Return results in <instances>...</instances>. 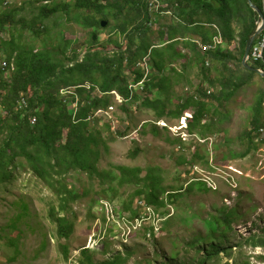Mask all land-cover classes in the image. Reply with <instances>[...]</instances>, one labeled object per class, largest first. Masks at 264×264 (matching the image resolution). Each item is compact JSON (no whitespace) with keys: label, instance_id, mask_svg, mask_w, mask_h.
<instances>
[{"label":"trees","instance_id":"obj_1","mask_svg":"<svg viewBox=\"0 0 264 264\" xmlns=\"http://www.w3.org/2000/svg\"><path fill=\"white\" fill-rule=\"evenodd\" d=\"M188 1H193L197 8L186 12L191 17L188 23H200V20L193 17L203 12L207 22L217 25L218 30L214 35L220 36L221 44L215 45L212 41L214 37L210 40L203 38V43L209 44L206 49L201 50L198 44H193L194 60L186 63L199 66L202 81H208L214 89L206 90L203 82L197 88L199 95H190L174 110H167L166 106L165 100H169L171 87L169 81L173 77L165 70L168 67L171 69L181 55L175 42L163 45L167 40L175 38L171 33L174 26L170 25L168 31L159 26L156 35L153 27L161 20L162 14L151 12L148 0H25L20 5H9L8 1L1 4L0 184H7L14 179L18 168L30 169L57 198L58 204H50L48 208V216L55 225L54 234L57 238H70L75 229V223L69 216L73 211L72 204L87 194V190L78 191L72 187L69 176L73 172L86 173L92 179H99L105 195L111 192L116 195L119 186L135 185L137 189L133 196L143 198L148 206L156 210L166 207L167 202H171L176 194L190 187L191 182L186 187L182 185L178 189H168L163 185V176L158 167L145 169L141 166L113 165L109 169L100 168L99 163L109 148V142L119 136H127L130 130L129 126V130L113 133L110 124L102 128L98 125V118L94 114L98 109L107 108L111 104L112 91H117L123 98L120 106L128 113V104L141 98L137 84L143 82L141 87L146 93L144 106L155 110L158 119L168 115L180 118L186 113L189 115L187 130L193 135L211 127V123L206 124L205 117L212 102L222 106L255 76L264 79L242 63L247 39L259 20L258 12L249 1L218 0L219 7L213 0ZM252 1L264 10V0ZM72 12L81 23L95 29L103 28V20L108 23L105 28L111 26L112 19L113 29L123 37L122 40L119 41V36L116 39L109 38L108 44L112 43L113 49L105 52L106 44L97 45L99 42L91 36L90 46L82 57L74 48L70 55L64 54L70 46L69 40L60 41L58 52H55L56 48L37 49L36 45L23 40L26 33L32 34L34 38H41L42 35L50 37L48 20L60 13L70 16ZM176 14L182 18L179 9ZM179 25L181 23L175 27ZM233 45L238 46L237 55L230 49ZM208 60L211 64L207 65ZM4 62H7V66H4ZM210 65L215 66L217 74L214 76ZM252 65L264 69V63ZM146 68L149 69L148 73ZM66 88L71 89L69 95L62 92ZM22 99L26 100L23 105ZM252 109L250 128L244 133L248 140V148L243 153L245 156L252 148H258L256 138L264 143L261 133V128L264 129V96L256 100ZM33 119L35 123H32ZM139 152L137 148L131 150L130 155L136 157ZM199 183L205 187L204 182ZM165 194L168 196L164 197ZM16 204L19 205L18 211L7 226L9 231L20 234L24 231L23 227H32L33 213L26 200H19ZM125 209L131 211L133 217L140 216L138 211L132 209V202ZM223 224L231 228V214L219 215L209 221L214 235V231L219 230ZM3 229L0 236H3L4 231V234L8 233L7 227ZM19 242L18 237L7 243L14 247L13 255L6 259L9 263L19 258ZM245 242L252 247H264V231L252 233L246 237ZM193 244L197 247V243ZM211 244L205 248L207 251L204 256L190 264H253L249 260L237 259L233 262H217L222 258V250H225L227 256L233 255V251L222 247L220 242ZM45 247L46 241H43L42 249ZM60 250L68 259V244H60ZM197 252L200 253V250ZM82 254L81 264H127V259L121 253L100 262L93 259L88 248L83 249Z\"/></svg>","mask_w":264,"mask_h":264},{"label":"rangeland","instance_id":"obj_2","mask_svg":"<svg viewBox=\"0 0 264 264\" xmlns=\"http://www.w3.org/2000/svg\"><path fill=\"white\" fill-rule=\"evenodd\" d=\"M5 1L9 5H20L25 0H0V8ZM161 16L163 23L165 16ZM160 21L153 27L156 35ZM48 23L50 37L42 35L41 38H34L26 33L23 40L41 50L56 48L55 52L59 51L57 45L61 40H69L70 46L64 54L70 55L74 48L82 57L90 46L91 36H95V41L99 42L97 45L106 44L105 52L113 49L108 39L119 36L113 29L112 19L111 26L105 28L107 23L103 28L95 29L77 20L74 12L70 16L57 14ZM119 38L121 41L123 37ZM230 49L234 55L238 54V46L233 45ZM217 65L220 67V63L217 62ZM210 67L212 75L217 74L215 66ZM148 70L146 68V73ZM202 80V75L196 72L190 73L189 77L171 78L169 100H165L167 110H174L182 100L197 94V88L203 85ZM137 85L141 98L128 104V113L112 91L111 104L102 108L104 111L101 113L97 114L98 109L94 114L101 128L110 124L113 133L130 129L127 136H119L109 142V148L99 163L100 168L109 169L113 165L141 166L145 169L158 167L163 185L168 189L186 187L191 182L190 187L176 194L166 207L156 210L148 206L143 198L133 196L137 189L135 185L119 186L116 195L113 192L105 195L99 179L73 172L69 176L72 187L78 191L87 190V194L72 204L73 211L69 216L75 223L74 232L69 239H59L48 216L49 205H57V198L30 169L18 168L14 179L0 184V232L3 227H7L8 231L0 236V263L81 264L82 250L88 248L96 262L121 253L127 264H190L204 256L205 248L211 243L220 242L222 247L231 248L228 250L233 251V255L227 256L225 250L220 249L222 258L217 262L237 259L264 264V247H252L245 242L252 233L264 231V143L256 138L258 148H252L249 154L243 155L248 148L244 133L250 128L253 105L264 96V79L255 76L222 106L212 102L205 117L206 124L211 123V127L193 135L187 130L189 115L185 113L180 118L168 115L158 119L155 110L143 104L146 96L141 87L143 82ZM203 87L214 89L208 81ZM70 91L66 88L62 92L69 95ZM110 106L113 108L110 109ZM105 134H108L107 129ZM137 148L140 149L139 154L131 156L130 151ZM199 182H204L205 187ZM23 199L29 203L33 213L32 227H23V233L19 234L9 231L7 225L18 211L17 201ZM130 202L139 217H133V213L125 209ZM227 214L232 215L231 228L223 224L214 231V235L209 221ZM18 237L21 253L18 260L9 263L6 259L13 255L14 247L7 243ZM43 241H46L44 249ZM65 243L70 251L68 259L60 250V244ZM193 243H197V247Z\"/></svg>","mask_w":264,"mask_h":264},{"label":"crops","instance_id":"obj_3","mask_svg":"<svg viewBox=\"0 0 264 264\" xmlns=\"http://www.w3.org/2000/svg\"><path fill=\"white\" fill-rule=\"evenodd\" d=\"M213 3L219 7V1L218 0H213ZM180 14H182V18L176 14V11H178ZM196 10L197 8L194 7L193 1H188V0H166V6H165V21L162 23L161 21L159 22V26L163 27L166 31H168L169 26H174L173 29H171L172 35L175 36L173 40L166 41L163 45H168L170 42H175L177 51L180 53L181 57L177 58V60L172 64V68L168 69L167 68L166 73L171 76V77H189L190 73H199V66L196 65H187L189 60L193 61L194 60V54L193 52L194 49V43L198 44V48L201 50L206 49V47L209 44H204L203 43V38L204 40H210V38H215L217 35H214L215 31L218 30L217 25L210 24L206 20L205 14L203 12L201 14L194 15L195 20H200V23H188V20L191 18L190 16L187 15L186 12H189L190 10ZM214 18V15H213ZM177 23H181L177 28L175 25ZM203 25V26H200ZM204 34V35H203ZM214 38L212 41H214ZM221 44V43H219ZM163 45H158V46H163ZM223 47L226 45L223 43ZM214 47V46H213ZM172 60V59H171ZM209 64L210 61L208 60ZM215 62V61H214ZM186 63V64H185ZM178 65V66H176ZM190 70H195V71H190Z\"/></svg>","mask_w":264,"mask_h":264},{"label":"built area","instance_id":"obj_4","mask_svg":"<svg viewBox=\"0 0 264 264\" xmlns=\"http://www.w3.org/2000/svg\"><path fill=\"white\" fill-rule=\"evenodd\" d=\"M166 6V0H148V7L150 9L151 12H161L163 13V9ZM165 12V11H164ZM214 43L215 45L221 43V38L220 36H216L214 38ZM214 45V46H215ZM208 48V46L206 47ZM249 55V62L251 64H258V63H264V27L262 28V30L260 31V33L257 35V37L255 38L251 49H250V53ZM209 63L207 62V65ZM4 66H7V62H4ZM115 94H117L118 100L123 102V98H121V96L118 94L117 91H114ZM26 100L22 99L21 104H25ZM110 109L113 108V106L109 107ZM102 110L104 111V109H99L97 111V114L101 113ZM108 112V111H106ZM111 113V112H110ZM32 123H35V119L32 120ZM261 133L262 136L264 137V129L261 128Z\"/></svg>","mask_w":264,"mask_h":264},{"label":"water","instance_id":"obj_5","mask_svg":"<svg viewBox=\"0 0 264 264\" xmlns=\"http://www.w3.org/2000/svg\"><path fill=\"white\" fill-rule=\"evenodd\" d=\"M249 4L251 5V7L258 12L259 14V21L257 23V26L255 27V29L253 30V32L249 35L246 45H245V52H244V56L242 59V63L243 65L250 70H254L257 73H259L260 75H262L264 77V69L262 68H258L253 66L250 62H249V53H250V49L251 46L255 40V38L257 37V35L260 33V31L262 30V28L264 27V11L262 9H260L252 0H248ZM107 24L106 20L102 21V26H105ZM95 39V36L93 37Z\"/></svg>","mask_w":264,"mask_h":264},{"label":"bare ground","instance_id":"obj_6","mask_svg":"<svg viewBox=\"0 0 264 264\" xmlns=\"http://www.w3.org/2000/svg\"><path fill=\"white\" fill-rule=\"evenodd\" d=\"M264 11V10H263ZM161 13V12H160ZM161 14H164V11H163V13H161ZM124 101V100H123ZM144 206H146L145 204H144Z\"/></svg>","mask_w":264,"mask_h":264}]
</instances>
